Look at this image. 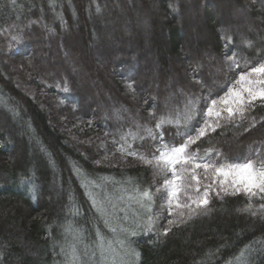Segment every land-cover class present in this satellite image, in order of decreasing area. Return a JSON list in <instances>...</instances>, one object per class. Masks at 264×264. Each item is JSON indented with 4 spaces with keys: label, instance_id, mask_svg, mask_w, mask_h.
Listing matches in <instances>:
<instances>
[{
    "label": "trees",
    "instance_id": "obj_1",
    "mask_svg": "<svg viewBox=\"0 0 264 264\" xmlns=\"http://www.w3.org/2000/svg\"><path fill=\"white\" fill-rule=\"evenodd\" d=\"M233 53L264 57V0H0V264H264V201L169 214L141 159L146 128L185 131L159 117L223 95ZM192 148L264 158V105Z\"/></svg>",
    "mask_w": 264,
    "mask_h": 264
},
{
    "label": "snow or ice",
    "instance_id": "obj_2",
    "mask_svg": "<svg viewBox=\"0 0 264 264\" xmlns=\"http://www.w3.org/2000/svg\"><path fill=\"white\" fill-rule=\"evenodd\" d=\"M248 46H252L250 42ZM225 59L233 75L225 85L223 95L215 98L209 95L204 99L202 108L199 97L189 98L182 110L159 117L155 124L156 129H162L165 125L182 126L185 131L178 133L181 137L179 143L166 142L163 131L145 129L147 136L159 143L155 145L150 159H141L163 178L161 188L165 190L163 199L169 214L183 217V210L186 209L188 218H191L198 210H207L212 195L222 199L223 195L243 194L249 200L258 198L264 201V158L257 154L255 157L229 160L212 149L201 153L199 148H192L209 133L215 132L222 123L244 120L246 113L253 110L257 102L264 105V57L251 62L233 53L226 55ZM197 116L200 120L194 124ZM121 150L125 149L122 147ZM141 196L149 202L153 201L151 190H144ZM261 208L264 209V203ZM177 209L181 211L177 212ZM174 223L175 220L168 221L169 226ZM170 230L169 227L164 234ZM132 234L135 235V232ZM72 252L73 264H76L75 247ZM134 255L139 257V253Z\"/></svg>",
    "mask_w": 264,
    "mask_h": 264
},
{
    "label": "rangeland",
    "instance_id": "obj_3",
    "mask_svg": "<svg viewBox=\"0 0 264 264\" xmlns=\"http://www.w3.org/2000/svg\"><path fill=\"white\" fill-rule=\"evenodd\" d=\"M232 6V5H231ZM119 238V237H118ZM118 241H119V239H118ZM112 247L109 245L107 248H103V247H101L100 246V250L99 251H101V252H103V253H109L110 251H111V253H112V250H113V248L111 249ZM89 255H91V254H89Z\"/></svg>",
    "mask_w": 264,
    "mask_h": 264
}]
</instances>
